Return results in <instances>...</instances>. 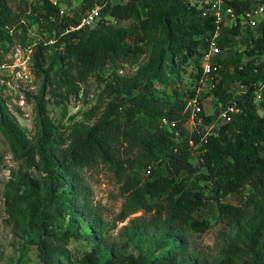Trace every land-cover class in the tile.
<instances>
[{
    "label": "trees",
    "instance_id": "1",
    "mask_svg": "<svg viewBox=\"0 0 264 264\" xmlns=\"http://www.w3.org/2000/svg\"><path fill=\"white\" fill-rule=\"evenodd\" d=\"M75 1L64 0L71 9L69 16L60 20L58 8L49 0L32 4L31 12L24 11L30 12L25 16L14 14L9 0H0V52L7 51L15 40L28 46L35 40L28 26L36 25V31L43 27L46 33L39 35L42 40L33 55L34 71L51 86H69L71 97L78 96L79 84H86L91 75L109 65L138 63L150 55L153 71L140 84V93H135L137 87L120 79L107 85L110 96H123L110 104L92 127H76L65 149L54 145L58 136L49 123L43 125L44 133L32 147H27L8 123H3L15 152L29 166H33L36 156L43 164L46 190L42 203L38 197L40 183L23 177L33 192L31 203L47 218L68 213L70 208L90 213L89 188L83 172L103 164L121 183L120 193L126 202L120 219L140 211L150 215L148 219L138 218L139 225L128 235L132 243L152 239L159 254L139 257L133 264H208L191 252L192 239L206 234L212 226L200 213L213 212L215 203L228 227L239 225L247 217L245 208L223 203V199L249 187L253 193L247 196L246 206L252 207L256 212L253 218L260 217L261 221L246 239L244 250L234 254L241 264H264V90L262 99L257 100V90L264 83V19L251 30L243 29L240 18L262 2L225 0L227 7L237 11L238 25L224 29L222 80L213 94L217 109L236 102L241 114L221 125L216 135L208 136L205 127L193 133L187 131V114L182 113L184 101L173 102L154 83L175 87L177 95L179 71L192 61L198 71L197 80L201 78L199 57L217 26L214 16H203L211 0H82L73 8ZM97 6L101 7V18L95 26L66 32ZM108 17L129 21L130 25L117 26L109 23ZM234 36L240 37L243 50L235 51ZM43 37L48 38L47 43ZM49 40L54 44L50 45ZM49 47L55 49L52 55H48ZM235 82L247 85V94L234 96L231 86ZM195 93V89L190 90L188 96ZM203 116L206 124L214 119L212 115ZM165 117L177 123L176 131L161 127ZM192 142L201 147L198 157L193 154ZM203 184L211 186V195ZM21 204L15 191L6 193L12 218L16 219L15 212ZM70 217L76 221V236L82 233L87 243L104 244L101 219L95 217L90 233H85L78 230L79 215L71 213ZM50 240L40 234L35 242L42 261L70 263L63 251L52 249Z\"/></svg>",
    "mask_w": 264,
    "mask_h": 264
},
{
    "label": "rangeland",
    "instance_id": "2",
    "mask_svg": "<svg viewBox=\"0 0 264 264\" xmlns=\"http://www.w3.org/2000/svg\"><path fill=\"white\" fill-rule=\"evenodd\" d=\"M81 1H75L72 7H78ZM38 2L39 0H9L11 10L16 15L24 13L27 9L31 12L32 4ZM192 2L195 3L197 0ZM106 19L117 26L130 25L129 21L110 17ZM36 30V25L28 26V32L32 35L39 36L46 33L43 27ZM44 40L46 42L48 38ZM234 43L235 51L244 49L241 39H234ZM9 45V49L3 52L1 57L6 68L0 71V264H45L35 244L40 234H44L45 239H51L53 250L63 251L68 256L70 263L67 264H133L139 257L159 254L156 242L152 239H137L133 243L130 241L128 233L134 226L139 225L138 218L148 219L150 215L140 211L125 220L120 219L126 202L120 193L121 183L113 171L103 164H97L83 172L84 182L89 188L90 213L85 214L82 210L70 208L68 213L53 214L50 218L44 217L41 210L31 203L33 192L23 181V177L29 176L35 183H40L38 197L42 203L46 190V183L42 179L43 164L36 156L33 166H29L27 161L15 152L3 125L4 122L8 123L21 135L27 147H32L44 133L43 125L49 123L58 136V141L54 142V145L65 149L71 144L72 133L76 127H92L103 117L107 107L120 96H110L106 91L107 85L120 79L137 87L135 93L142 91L140 84L153 71L150 55L143 56L138 63L126 62L118 67L107 66L99 74L91 75L86 84H79L78 96L71 97L69 86H51L45 83L42 76L35 73L33 61L24 58L25 50L18 40ZM54 51V48L49 47L48 55H52ZM197 72L193 61L179 71L180 78L176 82L177 95L174 93L175 87L154 83L173 102L176 99L184 101L185 107L182 111L184 115L187 114V101L192 98L188 96V92L197 89L199 81L196 78ZM56 87L57 90L54 91ZM199 99L200 103L205 104L208 114L217 115L216 97L207 95ZM220 127L219 125L212 129L208 128V131L216 134ZM197 146L201 149L199 145ZM196 156L198 157L199 153H196ZM184 177H186L185 173L182 175V178ZM203 186L206 187L205 192L211 195V186L206 184ZM9 191H15L22 199L21 207L15 212L16 219L12 218L7 210L6 193ZM251 193L253 190L248 187L243 193L223 199V203L243 207L246 211L247 217L232 228L226 225L215 203L213 212L207 210L200 213L201 216L209 219L212 225L209 232L192 239L191 252L201 262L241 264L242 261L234 253L244 250L246 239L256 231L261 221L260 217L253 218L256 212L252 207L246 206L247 196ZM71 213L79 215L78 230L85 233H90L95 217L101 219L105 232L104 244H89L82 233L76 236L73 230L76 221H71Z\"/></svg>",
    "mask_w": 264,
    "mask_h": 264
},
{
    "label": "built area",
    "instance_id": "3",
    "mask_svg": "<svg viewBox=\"0 0 264 264\" xmlns=\"http://www.w3.org/2000/svg\"><path fill=\"white\" fill-rule=\"evenodd\" d=\"M55 7L58 8V15L60 20L69 16L70 9L67 2L64 0H49ZM261 1L262 3L241 15V24L243 29L250 28L255 30L257 26L264 19V0H255ZM214 16L216 20V29L212 36L207 40V46L203 49L202 54L199 57L200 70L202 76L197 83L196 94L194 97L189 99L186 104L187 112V122L186 129L190 133L197 131L200 127H205L208 136L216 135L208 131V128L212 129L215 126L223 125L231 122L235 117L241 114L240 108H238L237 103L234 102L233 105H228L224 109H218L217 115L213 116L214 119L210 124H206L203 114L210 115L206 112L205 104L200 103V99L203 96L212 95L215 97L213 92L217 89L218 84L222 80L221 70L222 64L220 63L221 56L224 54L221 43L224 41V29L227 27L232 28L238 25V15L237 11L233 7H227L225 0H211V5L209 9L203 13V16ZM101 18V7L97 6L90 11L86 12L79 19L77 26L71 25L67 28L66 32L78 31L83 28L95 26ZM35 37V40L28 46L24 47L25 54L24 58H27V61H33V55L35 48L38 45V42L42 40L41 36L36 34H31ZM257 36V35H255ZM240 39L239 36H234L233 40ZM49 44H54V40L49 41ZM23 47V46H21ZM3 52H0V71L6 68L5 62L1 61ZM234 96H240L247 94L248 86L242 84L241 82H235L231 86ZM264 83L261 84V87L257 90V100H261L263 96ZM191 126L188 128V126ZM161 127L169 130L176 131L177 123L175 121H170L168 118H163L161 121ZM205 141V140H204ZM191 146L196 150L193 154L199 153L198 146H195L194 143H191ZM198 149V151H197ZM200 155V153H199Z\"/></svg>",
    "mask_w": 264,
    "mask_h": 264
}]
</instances>
